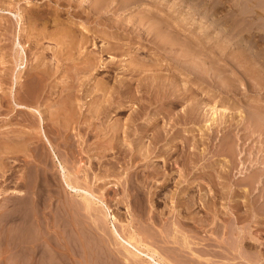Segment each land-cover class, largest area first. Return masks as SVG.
<instances>
[{
    "label": "bare ground",
    "instance_id": "bare-ground-1",
    "mask_svg": "<svg viewBox=\"0 0 264 264\" xmlns=\"http://www.w3.org/2000/svg\"><path fill=\"white\" fill-rule=\"evenodd\" d=\"M0 1L2 2L3 0H0ZM184 1H187L186 3H188L187 7L184 5L188 10L187 12L189 13V14L187 13L188 16L186 15V17L192 18V15H190V14L195 13V14L199 15V17H200L199 20H201V17L202 18L205 17L206 21H208L204 28L199 27L200 33L196 32V34H194L192 37L191 36L190 37H188V36L184 37L183 36V38H182V36H181L182 34L180 31L182 30V27H183V29L184 28L187 29L188 26H183V22L182 23L179 22L178 25H180V27H181V30L179 29L180 30L179 31L178 28H176V26L171 25L172 23L171 24H170V22L168 23V21H165L159 15H154L155 12H153V14L149 13V14H145L144 16L141 15V17L137 21L136 25L133 24L134 28L130 27L131 28V29H129L130 31H128V32L125 31V33H127V35H130L128 37L132 38V36H134V37L137 36L138 40L136 39V41H138L139 43L141 41L140 37L143 39L144 38L146 39V41L144 40L145 43H143V45L140 44L138 47H136V49L135 48L132 49V48H129L128 46H126V44H124L123 42H125L127 39L126 40L123 38L120 39V37H122V36H118L117 34L111 35V37H112L111 41L104 40L107 42H104L103 44H98L95 42V40H93V38H95L94 35H96V34L91 35V34L87 33V31L88 32L93 31V30H91L90 27H87L83 23L82 24L77 23V22L75 23V22H73V20L72 21L69 20L70 19L69 17H68L69 19L65 17L66 20L68 19L69 21L68 20L67 21L62 20L65 18H63V17H62V19L59 18V16H58L59 14L57 15V13L54 15V17L51 16L52 17L51 22L48 21L49 19L47 20L49 23H52L51 24L52 28H50V29H53V31L51 30L49 33V30L47 27L49 25L46 23V21H45L46 19L41 18V17L38 18L39 14L34 13V10H33V13H32V10H30L31 12L29 11V13H27V12L21 13V11L19 10L17 12L18 14L16 13L15 10H14V12H11L10 10H8V13H7L6 9H8V8L0 5V12L1 13H4L5 15L9 14L10 12L13 15H14V13L17 14L16 16L19 18V20H22L20 23L19 29H21L22 32L24 31L22 33L18 30L19 32L17 33V38H16V35H14L16 33V31L11 28L13 30V32L15 31L14 34L12 32L13 36H12V39L10 40L11 42L8 39V41L11 43V45L10 46L8 45V46H9V50L11 48V51H9V52H13L12 56L10 55L9 58H5L6 54H4V53H3L4 55L2 53L0 54L3 56V58H5V59H7V61H9V62H7L9 64V66H7L6 69L4 67V63H3V66L0 67V71H1L0 79L5 80V78H7L8 75H9V77H8L9 80L11 79L9 81L10 84L8 83L9 84L8 86H4L7 84L6 83L2 84L3 82H0V169L3 170L6 163L8 164L6 159H8L10 155H12V157L14 154H16L17 156H20L17 153L21 152V153H23L21 155H23L24 158H26V157H28V159L30 158L28 160L29 163H26L27 165L29 164L28 165L29 166L28 169H30L29 172H26V174H25V171H24V173L19 172L20 174L21 173L22 174L21 175L19 174L17 176L18 181L17 182L15 181L18 186L23 188V189H21V191H22L21 196L18 197L17 199H14L15 201H13V204H15V205H12V207L16 209L15 213L12 214L11 212H9L11 207L6 208L5 207L6 203H3V206L5 207V209L3 211H1V214H0V225L2 224V222L3 223L9 222V221L14 219V221L12 223V225H13L12 227H15L16 229H18V231L21 235L20 236V242H19V248L17 247L18 248V249L16 248L17 251L13 252L12 254L17 255L19 253L21 257L23 256V258H26V262L28 261L27 262L28 264H42V261L45 262V260H46V258H44V254H45L44 253L45 252L44 247L47 246L48 247L47 249L50 252V255H49L50 261L52 260L51 257L52 258L59 257V258H62V262L64 264H69V262H67L68 258L66 260L63 259L67 255H64V254L61 255L59 253L60 252L59 249L61 247L60 244H62V242L66 239V238L64 239V237H63L64 233L62 234V231L63 232L65 231V232H69V236H70V240H71L69 243H70V246L72 247V249H71L73 251L72 255L75 257L74 259H76V262H78L77 264H85L83 259L78 258L81 256L80 254H83L81 249H84L82 237L84 236L86 243H87V247L91 250V251L89 250V252L93 255L96 254L94 252L95 249L94 250H92V249L94 247H96L98 245V243L96 242L97 245L95 243L96 246L94 244H91V243L95 242L94 239L99 241L101 238L99 237L97 232H95V230H100L101 231L100 233L108 230L109 227L105 228L104 220H106V217L109 215V217H111L113 222H112L111 228H109L110 230H108L107 232L110 231V234H111L110 236L113 238L112 241L113 240H115V241H113V242L111 241L113 244L110 245V242L106 241L107 239L109 240V238L107 236H106L107 238L105 236H103L102 238L104 239V237H105L106 240L105 239L104 240L110 246H113L114 243L116 245L120 244L122 246L121 248H118V245L117 246L114 245L117 247V249L114 246H113V248H115L116 251H115V249H113V248L112 249L116 253L118 250V252L123 256V258L126 262H128L129 264H141V261L143 263L146 261V263H148V264H159V262L161 261V264H170V262H168L164 257H162L159 254V252H157L150 244L147 243V241L150 242L149 239H151L152 242L162 241V242L168 244V240H169V242L171 241L170 239L167 240L168 235H169V237H173V240L179 241L178 234H175V233L172 234V232H170V231L167 233H165V231H163L165 233V235H163L162 233L160 234L159 231L156 234H154L155 232L152 231L151 229H148L145 225L144 226L143 225H141V226L137 225L136 226L135 220L117 227L116 224H114V221H119V217H117L119 215H115V213L112 212V207H111L112 205H110V203H112V202H110V201H112V197L114 199L115 195L119 191H121L123 195H122V197L117 198L115 200L116 202L114 201L115 204L122 202V200H124L126 202L128 200V197L132 198L133 191L136 192V191L140 190L139 184L136 183L137 181H139L141 183V188H142V184H144L145 181L148 182V179L149 180L150 179L155 180L158 177H163L165 179H168V175L166 174L167 164H168V160H169L168 158H170L168 156H170V154H171L170 151L174 149L173 148V149L168 151V147L172 144L173 141L177 140L180 137L179 136L180 131L178 130V133H177V129H179L181 127V125L183 128L182 129V139H181L182 140L181 141L182 142V152L184 153V155L182 154L184 156L183 158L188 159V157L185 158V155H189L188 153H190V155H191V157H190L191 160H190L189 166L187 167V163L186 164L184 163V166H185L184 168L185 169H186V167L188 169L198 168L199 171L205 172L206 175L204 174V176H206V178L204 180L207 181L206 183H208L207 184L208 186L210 185V187L208 189H213L212 186L214 184H219L223 188V185L225 184L224 188L226 187L227 190L229 191V189L233 190L234 188H236V185L242 184V188H245V191L248 194V192H250L252 190V188L255 186V182H259V183L262 182L261 185L262 184L264 185V109L260 108L261 105H263L262 100H264V99L261 98V97H263V95L261 94L259 96L260 99L258 98L255 102L252 101L253 104H251L250 106L247 103L248 108H246V106H244L247 109V111L243 110L244 113L242 112L236 116L237 118H234L235 116H232L233 113L231 115H228L230 112L227 110H230V109H226L225 106H224V108H222L221 111L219 110L220 112L217 111V109H215L216 97H215V100H213L211 98L214 102L213 103L211 102V105L206 107L207 109L209 107V109L212 110V111L210 110V113L208 112L207 109H204V108L203 109L205 111H203V110L201 111L202 107L206 105V102L209 100V98L207 97L208 100L206 101L203 98H201L204 95L199 96V94H197L199 92L197 89L198 88L203 89V86L207 87V90H205L204 92H206L208 94L209 93L211 94L214 92H220L222 96L225 93H228L230 91H232L233 94H235V95L240 94V93H245L248 90L250 91V89H252V86H250L251 83L248 80H245L243 82V80H241V79L244 78L245 77L244 74L247 73L248 76L246 75L247 76L246 79H248L250 77L252 80L251 81L252 83L256 84V82H258V86H260V85L262 86V84L264 82L262 83L263 78L260 79V76L262 75L260 68L256 69V70L250 69L251 67L248 68L249 66H247L245 64L247 61H249V60H247L249 58L248 57L246 58V53H245L246 52L245 48H247L248 46H246L243 50L239 51V53L237 55L235 53H234L235 55L232 54L235 56L234 61L231 59H229V60L227 59L226 63L221 64V62H219V60H221L220 59L221 54H219V53H221V52H219V51L224 52L225 50H222V47L218 46V44L215 46V44L218 43L219 40L221 43L222 40H225V39L226 40L235 39L237 42H241V39L243 37H241V35H239L240 31L236 35H233L235 32L233 34H231L232 33L231 31L234 29L233 27L236 28V26H237V24H235L236 21H239V20H236V21L234 20L235 21L234 24L236 26L232 27L233 29L230 30L231 33H229V31L226 32L224 30L225 34L222 33V35L219 36V38L214 39L215 33H212L211 31L213 30V32H216L218 29H216V31H215L214 28H212V30L210 28L212 26L214 27V25H216V23H217V26H219L220 25V24L218 25L219 21L217 19L213 18L211 16L212 14L208 15L207 14L208 9L206 7H203L202 6L203 4H200V2L195 1V3H193L192 0H184ZM5 2H7V0ZM16 2L14 1V4ZM2 4L4 5V1L2 2ZM5 4H7V3H5ZM12 4H11V6H12ZM18 4H19V2H18ZM183 4H184V2H183ZM19 5H18V8H19ZM42 5H40V7H42ZM4 6H6V5H4ZM11 6H9V7H11ZM21 6H20V8H21ZM12 7H14L16 10L18 9L15 7V5ZM32 8H30V9H32ZM181 9H183V8H181ZM4 10H5V12H3ZM185 10H183V11H185ZM48 12L49 11H47V14H48ZM55 12H56V10H55ZM146 13H147V11H146ZM184 13H186V12H184ZM184 13L182 16L185 17ZM156 14H158V13H156ZM195 14H193V15H195ZM1 15H3V14H1ZM5 15L1 16V17L4 18ZM50 15L51 14H49V16ZM184 17H182L181 20L185 19ZM13 18H16V17L14 16ZM6 19H7V17H6ZM232 19H231V21H233ZM1 20L3 21V19H1ZM13 20H12V22H13ZM216 20H217V22H216ZM8 22H10V21L8 20ZM15 22H16V20H15ZM194 22H195V20H194ZM194 22L192 20L190 23H194ZM5 23H7V20L5 21ZM113 23H114V21L112 22V24ZM186 23H189V21L188 20H187V22L185 21L184 24H186ZM230 23L232 24V22H230ZM2 24L0 22V35H2V34L5 35L4 31L7 30V28L9 29V26L7 25L8 23L6 25H4V24L2 25ZM100 24L102 25V22ZM118 24H120V23H118ZM222 24H223V22H222ZM12 25H14V22ZM116 25H117V23L115 24V26ZM127 25H129V24H127ZM6 26H8V27H6ZM71 26H74V28ZM105 26H107V25H105ZM119 26L120 25H118V27ZM126 27H128V26L123 27V29ZM228 27H230V25ZM239 27H240V25H239ZM17 28H18V26H17ZM188 28H190V27H188ZM222 29H223V27H222ZM96 30L97 29H95L94 31H96ZM117 30H119V28ZM45 31H47V32H45ZM99 31L100 30H97V35H98ZM134 31H135V33H134ZM219 31H220V29H219ZM100 32H99V34L101 35ZM221 32H223V30ZM46 33L51 34V35L48 34L49 37L51 36L50 38H53L54 41H56L59 44L58 49H57V44H56L55 45L56 50H54V48H52L53 50H51V51H53L52 56L56 57V58L54 57L56 60H54V59H52V60L56 61L57 63H53L54 61L51 62L52 61L51 59H50V62H49V60H47V61L43 60L44 55H42L41 52H40V54L37 53V55L35 53V51L36 52H39V51H37L38 50L37 46H36L37 43L35 42L36 44H34V42H33L34 39H36V37H39L40 34L43 37ZM8 34H10V32ZM218 34H220V33L218 32ZM41 36H40V38H41ZM109 36H110V34H109ZM123 36H125V34ZM0 38H1V36H0ZM7 38H9V36H7ZM45 40H47V39H45ZM23 41H25L26 43L28 42L27 47L29 48V50L24 47ZM100 41H101V39H100ZM127 41H129V38ZM134 41H132V43H134ZM149 41H150V43H149ZM88 42H90L91 44L96 43L95 44L96 49H93V47L87 49V47L89 46V45L87 46V44H90ZM3 43H5V42H3ZM3 43H0V47L4 46ZM43 44H44V42H43ZM240 44H238V45H240ZM246 45H248V44H246ZM132 46H133V44L131 45V47ZM217 46L219 47V49L221 48V50H219ZM225 46H226V44H225ZM32 47L36 49V50L34 49L35 51L32 50L33 54H35V56H36V59L35 60L33 59V61H32V62H34L33 65H32V62H30L33 68L31 66H29L30 68L25 69L26 60L28 61L27 56L31 55L32 52L30 51V48H32ZM41 47H42V45H41ZM52 47H53V45H52ZM82 47H84V48L86 47V48L83 50V49H81ZM210 47H211V49H209ZM229 47H231V44ZM3 48L5 49V47H2V49ZM12 48H14L13 51H12ZM45 48H47V47H45ZM150 48H152L151 51H152L153 56H151V57L149 56V55H151V53L149 55H146V56H140L141 52L150 51L149 50ZM26 50H28V52L30 54L27 55ZM82 50H83L84 54L87 53V56H85L87 59V62H86V59H85V61L83 60L84 62H86L85 64H84V62L81 61L80 62L81 65L83 63L82 66H79L80 64L78 65V63L75 62L76 64H74V65H77L80 67V68H76L77 66H75L74 67V68H76L75 70L71 69V68H70L71 70L69 68H66L67 65L70 66L69 65L70 59L71 60H72V58L77 59L78 56H80V59H81V56L84 55L83 53H82L83 55H80ZM249 50L252 53L251 55H253L254 54L252 51L253 49L249 48ZM2 51H5V50H1L0 52H2ZM6 51H7V49H6ZM247 51H248V49H247ZM103 52L112 53L113 55L110 56V58L112 60L110 59V60L104 61L102 59ZM227 53H229V51ZM248 53H249V51H248ZM255 53H258V52H255ZM43 54H45V52ZM114 55H118V56L116 57ZM32 56H30L29 60L32 59L31 58ZM35 56H34V58H35ZM52 56L50 55V57H52ZM248 56H250V54ZM114 57H116V58H114ZM255 57H258V56L255 55ZM260 57H262V56L260 55ZM3 58H0V59H3ZM48 58L49 57L47 55V59ZM253 58H254V56H253ZM126 59H129V60L125 61ZM257 60H255V61H257ZM4 61H2V62H4ZM41 62H43V64ZM257 62H255V63H257ZM260 62L262 63L263 61H260ZM5 63H6V61H5ZM40 63L42 65L38 67L37 65ZM100 63L101 64L104 63V65L99 66ZM71 65H73V64H71ZM34 67H36V68H34ZM100 67H102V68L106 67V71L113 72V75L115 73H117V74H115L117 76L116 77L112 76L111 74H108L106 72V74H108V75H106V78H104V79H107V80L101 81L98 78L99 81H97V78H96L97 82H96V84L94 83L95 86L93 85V82H92L93 80H90L92 82L91 87L93 86V88L94 89L96 88L97 90L100 89L99 90L100 92H103V90H107V92H105V94H102L103 99L100 100L99 104L95 105V103H97L96 100L101 98L100 96L98 97V99H95V101H96V102L94 101L95 106L91 103L93 106L90 104L89 108L85 107V108H87V111H88V114H87V115H89L88 118L90 116H91V119L93 117H98V116L101 117V114L106 109L108 110V107L111 108L110 106H113V101L117 100L116 97H118V99L120 100V101L117 100V102L119 101L117 103V107H118V109H120L119 112H123L124 107H126V104H125L126 99H129L130 103L136 104L135 105L136 107L134 106L135 108H133L134 111L133 112L130 111L132 113H130V115L128 114L129 116L127 115L128 118H127V116H126V118H124L126 120L125 123L120 120L121 123L125 124V127H122L120 125L117 126L115 124V120L111 119L113 121L107 120L106 122L108 123V121H109L110 123L112 122L114 124L111 123L112 125L108 124V125L103 126L102 125L103 123H101L100 127L98 125L99 133L97 132L95 134L96 138H97V136H98V138H102V137L104 138V136H107L108 140H109V141L108 140L107 141H108V143H110L111 147L108 144L107 145L111 149H112V147H115V153H112V154H114L115 157L120 155L121 157L120 156H119V158L117 157L118 159H120V158L126 159L125 160V163H126L125 166L123 163H121V165H123L126 169V174L124 177L122 176L123 178L121 180L119 179L120 180V184H119L120 186L118 185L119 180H117V182L115 180L114 184H109V185H111V187H109V185L103 186L105 184L102 185L100 182H103V181H101V179H104L103 177H105V174L107 173V171L106 172L103 171L105 169L99 168L100 173H101V171H103L104 173L103 172L102 173L104 175L102 173L101 174L95 173L94 174V180H93V178L91 176V173H93L91 171L92 168H91V170H89L87 167V170H88L87 172L91 171V172H89L90 175H88L87 172H86V174L84 173L82 175V174H78L79 170L77 168L73 169L72 171H69V169L68 170L66 169V167H68L70 165V162H69V165L64 166V164H62L63 162L61 163L58 160V162H59L58 165L60 166V169H61V171H58V172H62V177L64 178L63 181L65 182V189L66 190H64V191H71L72 195H75L77 198L70 197V198H72V201L71 200L68 201V205L67 204H65V206L61 205L62 207L59 210H56L57 208L55 207V208H53V210L48 211L47 207L48 206L51 207L52 205H49V200H48L49 195H48V193H45V190H49L50 188H48V187H51L50 185L54 184L53 178L55 175L54 176L52 175L53 178L52 177L50 178L49 177L50 174L44 175V171H45V169L50 170V168L53 167V166L50 167V165H53V163L50 164V155L57 157L56 152H58L59 150L55 152V150H54L55 146L54 145H55V143H58V140L54 139V140H56L55 143L52 142V140H51L52 136H51V138H49L50 136L47 135L48 133L51 134V131L48 130V132H47L43 127V123L48 124L51 129L57 128V130H59L58 131L59 136L56 135V133L54 132L56 137L58 136V138L61 137V138L66 139L65 142L60 141L58 143V145L60 143L65 144L66 142L73 144L74 140L78 141L79 138H77L78 136H76V135H78L81 131H79V133L77 132L78 134L74 131H73V133L71 132L72 134L76 133V135L75 134L74 135L76 136L75 138H77V139L74 138L73 141L72 140L67 141V139H69L71 137V135H72L71 133H68V134H71L70 136L65 134L66 131L69 130L67 128L69 120L71 118H73V121H74V113H72L74 111L73 104L77 98L80 99V97H81V95L79 96L76 92H73V89H74V91L80 90V88H79L80 85H78V87L76 88L75 87V86H77L76 84L83 85L86 82V80L84 81L83 79H81V77L83 78V76L87 74V76L91 75L94 78V75H96V74H93V73L95 71L97 72L99 70L98 68H100ZM62 69L66 71L65 74H64V71ZM21 70L23 71L22 75L20 74ZM61 70L63 71L64 78L67 77V78H70L71 80L68 79V81H67L68 83L64 84V86L61 89H59L58 86L56 85V82L54 83V81H56V80H54V78H53V80H54L53 82H50V80H51V77L57 76V72H59ZM92 70H94V71H92ZM114 70H115V72H114ZM62 71L60 74H62ZM4 74H5V78H4ZM103 74H105V73H103ZM81 75H83V76H81ZM182 75H184V77L186 76L189 78H193L195 80V82L193 80L192 83H189V81H191V79L186 81L187 80V78H186V80H183L184 82L182 83ZM243 75H244V77H242ZM111 76L114 77V79H111ZM231 76H234L235 80H236V77H239V79L237 78L238 83L237 82L235 83L234 82L235 80L232 81L233 77L231 78ZM12 77L14 79V84H13ZM261 77H263V76H261ZM90 78H88V79H90ZM255 79H258V80L256 81ZM4 80H2V81H4ZM64 80L66 81V79H64ZM69 80L72 82L70 83ZM239 80H241L242 83H240ZM253 80H255L256 82H254ZM110 81H111V86H110V84H109V86L111 88L110 87L108 88V85L106 83L107 82L110 83ZM263 81H264V79H263ZM63 83H65V82L63 81L62 84ZM83 86H85V85H83ZM258 86H255V87L258 88ZM89 87H90V84H89ZM249 87H251V88H249ZM93 88H92V90H93ZM257 88H254V89L257 90ZM201 91H200V93H201ZM83 92L86 95H88V94L91 95V92H96V91H94V90L91 91V89L85 88V90H83ZM204 92H203V94H206ZM106 93H108V94H106ZM249 93H251V91ZM233 94H231V95H233ZM99 95H101V94H99ZM214 95L216 96V93ZM217 95H219V94L217 93ZM256 95L258 96V94H256ZM56 96H57V99L54 98ZM235 97H233V98H235ZM91 98L92 97H90V99ZM217 98H220V95ZM54 99H56V100H54ZM242 100L244 101V99H242ZM222 101H223V99H222ZM224 101H225V98H224ZM228 101H230V100H228ZM127 102H128V100H127ZM218 102H220V101H218ZM260 102H262V103H260ZM78 103L80 104V102H78ZM78 103L76 105H78ZM180 103H182L181 105H183V106H181L182 111L180 110L179 112H177V111L174 112V109H173L174 113L171 114L172 108H174V106H176ZM159 104L163 106V107H161V106L160 107H161V110L164 109L165 112L163 111V113H162V112H160L161 110L157 112L154 109V107L156 105H159ZM201 104H203V105L201 106ZM224 104H227V103L225 102ZM242 104H244V103H242ZM76 105L74 104V106H76ZM233 105L235 106V104H233ZM233 105L231 103L230 107L231 106L233 107ZM238 105H237V107H239ZM227 107L230 108L228 104H227ZM13 108H16V111L21 110L23 112V114H26L23 116L22 112L20 111L22 119L24 121H26L28 124H30V125H28L26 123L27 127L29 126L28 127L29 129L26 127V125H25L26 128L22 127L25 124L24 122H23L24 124H22L20 122L21 123L20 125H17V126L15 125L16 127L12 126V123H11V126L13 129L12 128L9 129L7 124L6 125L4 124L3 119H9V117H10L9 115H11L9 113L13 110ZM81 108H83V107L81 106ZM81 108L79 109V111H81ZM72 109H73V111H72ZM133 109H131V110H133ZM152 109H154L153 112H152ZM225 109L229 113H227V112L225 113ZM77 110L78 109L76 108L75 111H77ZM82 110L84 111V109H82ZM2 112L7 113L8 116H2L1 115ZM107 112H109V111H107ZM217 112H219V113H217ZM14 113L16 114V112H14ZM20 113H18V114H20ZM83 113H85V112H83ZM158 113H161L162 115H159ZM214 113H217L218 115H215ZM36 114L39 115L40 120L37 119L38 116H36ZM158 115L161 116V120L163 118V120L167 121L169 125L168 126L165 125L164 124V123H166L165 121H164V123H163V121H160L162 124V125H160L159 124L160 122L157 120V119H159V117L157 118ZM234 115H235V113H234ZM12 116L14 118V115H12ZM80 116H81V114H80ZM80 116H78V119H80L79 118ZM82 116H81V118H82ZM108 117H105V118L108 119ZM17 118L20 119L19 117H17ZM105 118L102 119V117H101L102 122H103V120L105 121ZM10 119H11V117H10ZM121 119H123V118H121ZM140 119H141V122H143V124H141V125L139 124ZM168 119H171V120L168 121ZM16 120L14 119V121H16ZM81 120H79L78 122L80 123ZM84 120L85 119H83V121ZM11 121H12V119H11ZM19 121L17 123H19ZM73 121H70L69 125ZM89 121H90V119H89ZM157 121L159 123H157ZM41 122H42V125H41ZM94 122H96V121H92L91 123H94ZM100 122H101V120L98 123H100ZM117 122H118V120H117ZM75 123H77V122L75 121ZM83 123H81L82 125L81 124L80 125L84 126ZM91 123L88 122V124H91ZM96 123H94V125ZM86 124L87 123H85V125ZM31 125H35V126L31 127ZM94 125H92V126H94ZM185 125H187V127ZM71 126L72 125H70V127ZM96 126L97 125H95V127ZM106 126H108V127H106ZM188 126H190V127L188 128ZM46 127L48 128L47 125H46ZM74 127H75V125H74ZM78 128L83 129L81 127H78ZM92 128H94V127H92ZM76 129L77 128H75V131H76ZM194 129L199 130L200 132H199V136L197 135L198 137H196V135H194L195 138H192L191 132ZM29 130H31L32 132ZM71 130H72V128H71ZM88 130L89 129H87V131ZM170 130L176 131V133H174V132L172 133V131H170ZM77 131H78V129H77ZM87 131H86V133H88ZM92 131H94V129ZM25 132H28V133H25ZM83 132H85V131L83 130ZM83 132H81V133H83ZM188 133L191 134L190 137L192 139H187V138H189V136H187ZM221 133L224 134L223 136L226 135V137L229 138V140L228 139L226 140L225 137H221L220 136ZM41 134H42V136H44L46 138L47 143L43 140V137L41 136ZM84 135H81V137L83 136V138L86 140V136L88 134L85 137H84ZM90 135H88V136H90ZM92 136H93L92 138L95 139V136L93 135V133H92ZM185 136H187V138ZM107 137H105V138L107 139ZM98 138H97V140H98ZM230 139H231V142H230ZM79 140H81V139H79ZM85 140H83V141L85 142ZM188 140H192V141L189 142ZM219 140H220V142H219ZM98 141H96V142H98ZM225 141L227 142V145L224 143ZM236 141H240V142H238L239 147H237L235 145ZM62 142H64V143H62ZM84 142H82L81 144L83 145ZM96 142H94L95 144L94 143L93 144L97 145L98 143L96 144ZM218 142L220 145H222V147L224 145L227 147L222 148V150L219 151V148L216 145V143H218ZM228 142H229V144H228ZM78 143H80V142L78 141ZM78 143H76V144H78ZM100 143H101V139H100ZM105 143H107V142H105ZM175 143H177V142H175ZM190 143L192 144V148L188 147V145L190 146ZM241 143L243 145H241ZM246 143H249V144L251 143V145L246 147L248 145ZM71 144H70V147H72ZM81 144H79V145H81ZM102 144H104V143L102 142ZM127 144H128V146H127ZM199 144L201 145V147L198 146ZM85 145H87V144H85ZM107 145H105V146H107ZM177 145L178 144H176V146ZM59 146H61V145H59ZM67 146H69V145H67ZM73 146H74V144H73ZM242 146H244V147H242ZM66 147H64V148L67 149L68 147L67 148ZM83 147L79 148L78 153L87 154L89 152V151H87L88 148L86 150L85 149L86 146L83 145ZM171 147L172 146H170V148ZM197 147L199 148V150L197 149ZM64 148L62 146V149H64ZM90 148H92V147H90ZM98 148H99V146H98ZM195 148L198 150V152ZM246 148H249V149H246ZM68 149H67L66 153L68 152ZM100 149H98V150H100ZM175 149H177V148L175 147ZM193 149L196 151L194 152ZM101 150L104 151L103 148ZM105 150H107V148ZM113 150H114V148H113ZM73 151L72 152L69 151V153L70 152L72 153V154L71 153L69 154V155H71L70 157H72V156L75 157V154H73L74 153ZM156 151L158 152V155H160V154L164 155V156H162L163 157L162 158L163 159L162 164H160V165L154 164V163L147 164L148 166L146 165L145 168H143L142 170L140 169L141 171H139V169L136 167L137 164L139 163L138 160H141V159L147 160V158L150 159L149 156H152L151 155L152 153L156 154ZM63 152L61 151L62 154H63ZM104 152L106 153V151H104ZM104 152H103V154H104ZM171 152H173V151H171ZM16 155H14V156H16ZM63 155H66V154L64 153ZM90 155H91V153H90ZM217 155L218 156L221 155V157L217 158L216 157ZM66 156H68V154ZM63 157H64V160H65V158H67L65 156H63ZM79 157H80V155H79ZM93 157H94V154H93ZM61 158H62V156L60 157V160L62 161L63 158L62 159ZM108 158H106V159H108ZM9 159H11V156ZM17 159H19V158L17 157ZM68 159H67V161H69ZM75 159H77V158H75ZM75 159H73V160H75ZM88 159H91V158H88ZM88 159H86V156H85V159L83 158V160H88ZM14 160H16V159H14ZM20 160H22V159L20 158ZM198 160H201V162H198ZM77 161H78V159H77ZM88 161H90V160H88ZM93 161H95V160H93ZM102 161H103V159H102ZM107 161H109V160H107ZM112 161H113V159H112ZM51 162H53V161H51ZM66 162H64V163H66ZM96 162H99V161H95L94 163H96ZM123 162H124V160H123ZM175 162H176V160H175ZM177 162H178V160H177ZM187 162H189V161H187ZM196 162H198V163H196ZM72 163H71V165H72ZM81 163L82 162H79L80 166H81ZM89 163H91V162H89ZM115 163L116 162H114L110 166L106 167V170H108V172H109V170H111L112 173L111 172L110 173L116 175L118 173V170H116L117 168L115 169V167L113 165ZM147 163H148V160H147ZM23 164L25 165V163H23ZM83 164H85V163H83ZM108 164H110V163H108ZM73 165H74V163H73ZM91 165L92 164H90V166ZM100 165H99V167H100ZM105 165H107V164H105ZM182 165H183V163H182ZM238 165H239V167H238ZM18 166H20V165H18ZM85 166H86V164H85ZM216 166H220V168H215ZM69 167H72V166H69ZM94 167L95 166H93V169H95ZM103 167H105V166L103 165ZM124 167H123V169H124ZM40 168H42V169H40ZM248 168L249 169L251 168L252 170L254 169V171H250L251 174L249 172L250 175L247 178V180L244 179L245 177L244 178L242 177L244 174L241 175V177L244 179V181L243 180L241 181V179L238 182H236L235 180L234 181L231 180V177H232V175H234V171H235V170L233 171V169H237L240 173H242L243 170L244 171L248 170ZM82 171H84V169H82V170L80 169V172H82ZM93 171H95V170H93ZM185 171H184V174L181 173L180 177L176 180V183L174 186L175 187L174 192L171 193L173 196L175 195V197H177V200L176 199L175 200L178 203L177 205H180V206L182 205V200H184L183 198H181L180 195L182 194V192H184L192 184L190 182L191 180L190 181L188 180L189 182L186 181V184L183 183L186 186L182 187L181 182H183L182 178L185 176ZM238 171H236V173ZM1 172L2 171H0V173ZM4 173H5V171H4ZM55 174H57V172ZM41 175L45 177V178L43 177L42 180H41V177H42ZM106 175H108V174H106ZM36 176H37V178H36ZM200 176L202 178H204L202 175H200ZM245 176H246V172H245ZM57 177H58V175H57ZM14 179H15V176H14ZM186 180H187V178H186ZM7 181H9V180H7ZM59 181H60V178H59ZM230 182L234 186H232V184ZM55 183H57V182L55 181ZM115 183L117 185H115ZM17 185H16V187H17ZM54 185H56V184H54ZM221 186H220V188H221ZM263 187L264 186H262V187L260 186V187L256 188V186H255V188L257 189V194H258L255 199L257 201L259 198H262L263 203H264V188ZM51 188L53 189V187H51ZM196 188H197V186H196ZM198 188L200 191V192L199 191L198 192L201 194L202 190H204V188L202 187V185H200ZM239 188H241V187H239ZM95 189L97 190V192L95 191ZM53 191H54V189H53ZM206 191L207 190H205V192ZM209 191H211V190H209ZM49 192H50V190H49ZM192 192H189V193H192ZM215 192H216V190H215ZM224 192H226V190ZM107 193L110 194V196L112 194V197L109 198ZM185 193H184V195H185ZM231 193H233V192H231ZM236 193L238 194V192H236ZM42 194L45 195V197L41 196ZM186 194H187L186 196L189 195L188 193H186ZM206 194L208 195V193H206ZM206 194L203 193V194H201V196H205ZM226 195H228V194L226 193ZM50 196H52V195H50ZM191 196H188V197L190 198ZM185 198H186V200L184 202L187 201V197H185ZM189 198H188V200H189ZM214 199H213V197H211L209 199H206V201L204 200V202L202 201V203L205 205L206 209L207 208L209 209V213L211 212L213 219H214V216L217 217L218 213L221 211V210H218L217 207H216L217 209L215 208L216 203H215ZM255 199L253 201H251L253 206L255 205L254 203L256 202ZM192 200H193V196H192ZM190 201H191V199H190ZM237 201H239V200H237ZM129 202L130 203L132 202L131 199L129 200ZM192 202L193 201H191V202L188 201V203H192ZM50 203H52V202H50ZM245 203H246V201H245ZM126 204H127V202H126ZM248 204L250 205V203H248ZM0 206H2V204ZM7 206H8V204H7ZM186 206H187V203H186ZM238 206H240V203ZM258 207L256 206L257 209H258ZM68 210H70V212ZM109 210H110V212H109ZM72 212H73V214H72ZM255 214H257V215H255V217L257 218L256 220L259 221V220L263 219L264 208H262V210L261 209L256 210ZM73 215H75V216L73 217ZM132 215H133V213H132ZM253 216H254V214H253ZM68 217H70L69 220L71 218H73L74 221H71L72 219L70 221H67L66 219ZM153 218H154V215H153ZM254 220H255V218H254ZM227 221H229V220L227 219ZM209 222H208V224H209ZM262 222H264V221H262ZM226 224L227 223H225V224L223 223L222 225L226 226ZM232 225L230 226V229H231ZM249 225H250V223H249ZM212 226H214V225H212ZM247 226H248V224H247ZM219 227L220 226L217 227L218 230L220 229ZM214 228H216V227H214ZM105 229H107V230H105ZM227 229L229 230V227ZM248 229L245 231V234L240 233L239 231H236L237 232L236 235H238L237 245H236V247L232 248L233 251H235V252L226 250L227 243H225L226 248H223V249H225L224 250L225 252L222 251V247H224V246H222L223 244L222 245L218 244V246L219 245H220V247L222 246L220 251L217 249H216L217 251L216 250L214 251L215 248L212 249L213 247L209 248L208 250L209 251H210V249H211V251L213 250L212 253L216 257L217 256H223V257H229V259L231 257H233V258L234 257H242L245 259L247 258L248 260L254 262L255 264H264V261H263L264 250H261V248L256 250V247L258 245L251 242L253 239L251 241L247 240L246 238H245L246 240L244 239L245 236L248 237V235H247ZM7 230H9V229H7ZM241 230H242V228H241ZM244 230H245V227H244ZM31 231L36 232V236L34 239H33V236H30ZM215 231H214V233H216V235H217V232H215ZM227 232L224 234L223 238H225V236H227V235H228V237H230L231 233L229 234ZM229 232H231V231H229ZM249 233H250V231H249ZM65 234H64V236H66ZM96 234L98 235V237ZM100 235H102V234H100ZM220 235H217V236H220ZM62 237L64 240H62ZM222 239H220V240H222ZM183 240H184V237H183ZM223 240H225V239H223ZM90 241H91V243H90ZM226 241L227 240H225V242ZM229 241H228V245H230ZM231 241H233V240H231ZM174 242H172V243H174ZM187 242H189V241H187ZM217 242L220 243V241H217ZM182 243H184V242H182ZM209 243H213V242H209ZM155 244H157V243H155ZM109 245H107V246H109ZM180 245L185 246L187 244H180ZM180 245H179V247H180ZM207 245H209V244H207ZM110 246L108 248H110ZM184 246H182V247L184 248ZM253 246H255V247H253ZM165 247H166V245H165ZM174 247H172V249H169L167 247V248H164L162 251L165 250V253L168 254L167 249H169V251H170L169 254L173 253L172 254L173 256H175V257L179 256L178 258L180 260L181 259L180 258V253H181L180 249L181 248H178V246H176L177 248L176 247L174 248ZM186 247H188V246H186ZM252 248H254V249H252ZM43 249H44V251H43ZM160 249H159V251H160ZM191 249H193V248H191ZM198 249H200V248H198ZM198 249H197V251H198ZM202 250L206 254L209 252L207 249L205 250V248H203ZM21 251L23 252V254L20 253ZM199 251H201V250H199ZM206 251H208V252H206ZM201 252H200V254H201ZM213 254L209 253V255H213ZM194 256H190L189 258L186 257V258H184V259L182 258V259L183 260L189 259V260H187L188 262L184 261L185 264H188V263H190L189 262L190 258L192 259V257H194ZM34 257H35V259H34ZM182 257H184V256H182ZM173 258L174 257H172L171 259H173ZM207 258L209 259L210 257H207ZM142 259H144V261ZM225 259L227 260L228 258H225ZM196 260H198V261H196ZM199 260H200V258L199 259L194 258L193 263H191V264H207V260L205 259V257H204V260H206L205 261L206 263H203L204 261L200 263ZM209 260H211V258ZM177 262H175V263H177ZM173 263H171V264H173ZM102 264H104V263H102ZM177 264H179V262ZM209 264H211V262H209ZM225 264H227V263H225ZM240 264H243V263H240Z\"/></svg>",
    "mask_w": 264,
    "mask_h": 264
},
{
    "label": "rangeland",
    "instance_id": "rangeland-1",
    "mask_svg": "<svg viewBox=\"0 0 264 264\" xmlns=\"http://www.w3.org/2000/svg\"><path fill=\"white\" fill-rule=\"evenodd\" d=\"M4 1V5H6V6H4L3 4H2V2ZM1 3H0V5L1 6H3V7H7L8 9H6L7 11V13H8V10H10L11 12H14V10L16 11V13L20 10L21 11V13H24V12H27V13H29V11L30 10H32V13H33V10H34V13H38L39 15H38V18H45L44 20L46 21V23L49 25V26H47L48 27V30H49V33H50V31L52 30L53 31V29H50V28H52V26H51V24L52 23H49L48 21H50L51 22V19H52V17H54V15L57 13V15L59 16V18H61L62 19V17L63 18H68L69 20H73V22H77V23H83L84 25H86L87 27H90L91 28V30H95V29H97V30H100L99 32L101 33V35L99 34V32H98V35H97V30L96 31H92V32H88L87 31V33L88 34H91V35H94V34H96V35H94L95 36V38H93V40H95V42L96 43H98V44H103L104 42H107V41H104V40H109V41H111V35L112 34H117L118 36H122V37H120V39H127L128 40V38H129V41H125V42H123L124 44H126V46H128L129 48H135L136 49V47H138L140 44H142L143 45V43H145V41H146V39L144 38H141L140 37V39H141V41H140V43L138 42V41H136V39L138 40V37L136 38V37H134V36H132V38L131 37H128V36H130V35H127V33H125V31L126 32H128V31H130L129 29H131V28H134V25H136V23H137V21L139 20V18L141 17V15H145V14H153V12H155L154 13V15H159V16H161L165 21H168V23L170 22V24L171 25H173V26H176V28H178V30L180 29L181 30V27H180V25H178V23L179 22H183V26H188V27H190V28H188L187 27V29L186 28H184L183 29V27H182V30L180 31L181 32V36H182V38H183V36L184 37H192L194 34H196V32L197 33H200V29H199V27H201V28H204L205 27V25L207 24V22L208 21H206V18L205 17H201V20H199V15H197V14H195V13H191L190 15H192V18L190 17V18H188V17H186V15L188 16V10H187V5H188V3H186L187 1H184V0H7V2H5L6 0H3ZM14 1L16 2L15 4H14ZM56 1V2H55ZM193 1V3H195V1H198V2H200V4H203L202 6L203 7H206L207 9H208V11H207V14L208 15H211L213 18H215V19H217L219 22H218V25L220 26H217V23H216V25H214V27L212 26L210 29L212 30V28H214V30L216 31V29H218L216 32H213V30L211 31L212 33H215L214 34V39H216V38H219V36H221L222 35V33L223 34H225V31L226 32H228L229 31V33H231V34H233L234 32V34L233 35H236L239 31V35H241V37H243L242 39H241V42H237L235 39H230V40H222V42L220 43V40L218 41V43H216L215 44V46L218 44V46H220V47H222V50H225L224 52L223 51H219V52H221V53H219V54H221V60H219V62H221V64L222 63H226V60L228 59H231V60H233L234 61V58H235V54L237 55L238 53H239V51H241V50H243L246 46H248L247 48H245L246 49V58L248 57L249 59H247V60H249V61H247L245 64L247 65V66H249L248 68H250V69H259L260 68V71H261V76H263V77H261L260 76V79H264V0H192ZM211 1V2H210ZM12 4V6H14L15 5V7L16 8H18V5H19V8L16 10L14 7H12L11 6V4ZM18 2H19V4H18ZM72 2V3H71ZM183 2H184V4H183ZM5 3H7V4H5ZM32 3V4H31ZM59 3V4H58ZM9 4V5H8ZM27 4V5H26ZM43 4V5H42ZM67 4V5H66ZM211 4V5H210ZM8 5V6H7ZM17 5V6H16ZM23 7H22V6ZM30 5V6H29ZM40 5H42V7H40ZM46 5V6H45ZM184 7H183V6ZM9 6H11V7H9ZM20 6H21V8H20ZM34 6V7H33ZM37 6V7H36ZM39 6V7H38ZM44 6V7H43ZM68 6V7H67ZM212 6V7H211ZM215 6V7H214ZM25 7V8H24ZM29 9H28V8ZM33 7V8H32ZM36 7V8H35ZM169 7V8H168ZM30 8H32V9H30ZM43 8V9H42ZM57 8V9H56ZM75 8V9H74ZM181 8H183V9H181ZM13 9V10H12ZM22 9V10H21ZM25 9V10H24ZM186 9V10H185ZM27 10V11H26ZM38 10V11H37ZM55 10H56V12H55ZM149 10V11H148ZM183 10H185V11H183ZM47 11H49L48 12V14H47ZM75 11V12H74ZM146 11H147V13H146ZM3 12H5V10L3 11ZM9 13V14H4V13H1V14H3V15H1V16H4L5 15V17L3 18V17H1L0 16V22H1V24L3 23L4 25H6L7 23V25L9 26V29L7 28V30H5L4 32H5V35L4 34H2V35H0L1 36V38H0V43H3V42H5V43H3L4 44V46H2V47H5V49L3 48L2 49V47H0V49L1 50H5V51H2V52H0V54L2 53H4V54H6V56H5V58H9L10 57V55L12 56V53L13 52H9V51H11V48H10V50H9V46L11 45V39H12V32H13V30H15L16 31V33H15V31L13 32V34L14 35H16V38H17V33L20 31V32H22L21 31V29H19V27H20V23H21V21L22 20H19V18L16 16L17 14L16 13H14V15L12 14V13ZM31 12V11H30ZM46 12V13H45ZM61 12V13H60ZM63 12V13H62ZM143 12V13H142ZM152 12V13H151ZM184 12H186V13H184ZM156 13H158V14H156ZM183 13H184V15H185V17L184 16H182L183 15ZM188 13V14H187ZM49 14H51L50 16H49ZM177 14V15H176ZM193 14H195V15H193ZM9 15V16H8ZM13 18L14 16L16 17V18H11V17ZM52 16V17H51ZM166 16V17H165ZM6 17H7V19H6ZM10 19H9V18ZM48 17V18H47ZM182 17H184L185 19H182L181 20V18ZM194 17V18H193ZM66 18L65 19H62V20H65V21H67L66 20ZM168 18V19H167ZM177 18V19H176ZM179 18V19H178ZM233 18V19H232ZM1 19H3V21L1 20ZM5 19V20H4ZM13 20V22H14V25H12L13 24V22H12V20ZM49 19V20H48ZM231 19L233 20V21H231ZM241 19V20H240ZM7 20V23H5V21ZM8 20L10 21V22H8ZM15 20H16V22H15ZM48 20V21H47ZM68 20V21H69ZM116 20V21H115ZM135 20V21H134ZM173 20V21H172ZM179 20V21H178ZM181 20V21H180ZM187 20L189 21V23H186V24H184L185 23V21L187 22ZM193 20V22H194V20H195V22L194 23H190L191 21ZM217 20H216V22H217ZM236 20H239V21H236V23H235V21ZM19 21V22H18ZM114 21V23L112 24V22ZM134 21V22H133ZM198 21V22H197ZM12 22V23H11ZM102 22V25L100 24ZM111 22V23H110ZM201 22V23H200ZM222 22H223V24H222ZM230 22H232V24L230 23ZM239 24H238V23ZM242 22V23H241ZM99 23V24H98ZM117 23V25L115 26V24ZM118 23H120V24H118ZM237 24V26L235 25V24ZM2 24V25H3ZM107 25V26H105V25ZM127 24H129V25H127ZM134 24V25H133ZM104 25V26H103ZM118 25H120L119 27H118ZM124 25V26H123ZM230 25V27H228ZM239 25H240V27H239ZM8 26H6V27H8ZM17 26H18V28H17ZM51 26V27H50ZM111 26V27H110ZM114 28H113V27ZM125 26H128V27H126V28H124L123 29V27H125ZM133 26V27H132ZM216 26V27H215ZM226 26V27H225ZM233 26H236V28L235 27H233ZM71 27H73L74 28V26H71ZM95 27V28H94ZM119 28V30H117L118 28ZM121 27V28H120ZM131 27V28H130ZM222 27H223V29H222ZM234 29H233V28ZM239 27V28H238ZM13 30H12V29ZM112 28V29H111ZM230 28V29H229ZM243 28V29H242ZM117 31H116V30ZM198 29V30H197ZM219 29H220V31H219ZM227 29V30H226ZM231 29H233L231 32H230V30ZM236 29V30H235ZM19 30V31H18ZM121 30V31H120ZM223 30V32H221ZM225 30V31H224ZM110 31V32H109ZM114 31V32H113ZM190 31V32H189ZM10 32V34H8V33ZM24 32V31H23ZM22 32V33H23ZM45 32H47V31H45ZM96 32V33H95ZM218 32L220 33V34H218ZM49 33H46L43 37L41 36V34L39 35V37H36V39H34V44H36L37 43V51H39V52H36L35 50V48H30V51L32 52L31 53V55H29V56H27L28 58V61L26 60V65H25V69H27V68H30L29 66H31L32 67V65L34 64V62H32L33 61V59L35 60L36 59V56H35V54H33V51H35V53H36V55H37V53H39L40 54V52H41V54L42 55H44V59L43 60H45V61H47V60H49V62H50V59L52 60V59H54V60H56L55 58V56H52V52L53 51H51V50H53L52 48H54V50H56L55 48H56V44H57V49H58V43L56 42V41H54V39L53 38H50L49 37V35H51V34H49ZM105 33V34H104ZM122 33V34H121ZM134 33H135V31H134ZM246 33V34H245ZM49 34V35H48ZM109 34H110V36H109ZM125 34V36H123ZM190 34V35H189ZM218 36H217V35ZM48 35V36H47ZM7 36H9V38H7ZM40 36H41V38H40ZM48 37V38H47ZM106 37V38H105ZM50 38V39H49ZM8 39H9V41H8ZM14 39V38H13ZM45 39H47V40H45ZM52 39V40H51ZM100 39H101V41H100ZM143 39V40H142ZM3 40V41H2ZM36 40V41H35ZM44 40V41H43ZM135 40V41H134ZM145 40V41H144ZM234 40V41H233ZM248 40V41H247ZM2 41V42H1ZM124 41V40H123ZM132 41H134V43H132ZM230 41V42H229ZM243 41V42H242ZM246 41V42H245ZM10 44H9V43ZM24 43H23V45H24V47L26 48V49H28L29 50V48L27 47V43L25 42V41H23ZM36 42V43H35ZM43 42H44V44H43ZM54 42V43H53ZM56 42V43H55ZM235 44H234V43ZM245 42V43H244ZM249 42V43H248ZM42 43V44H41ZM88 43H90V42H88ZM95 43V44H96ZM149 43H150V41H149ZM241 43V44H240ZM251 43V44H250ZM91 44V43H90ZM90 44H87V49L88 48H91V47H93V49H96V46H95V44L94 43H92L91 45ZM133 44V46L131 47V45ZM137 44V45H136ZM221 44V45H220ZM225 44H226V46H225ZM230 44H231V47H229L230 46ZM238 44H240V45H238ZM246 44H248V45H246ZM9 45V46H8ZM41 45H42V47H41ZM51 45V46H50ZM52 45H53V47H52ZM135 45V46H134ZM235 45V46H234ZM40 46V47H39ZM217 46V47H218ZM237 46V47H236ZM45 47H47V48H45ZM85 47V48H86ZM43 48V49H42ZM84 47H82L81 49H85ZM227 48V49H226ZM249 48H251V49H253L252 51H253V53L256 55V56H258V57H255V55L253 54V55H251L252 53L250 52V50H249ZM6 49H7V51H6ZM35 49V50H34ZM47 49V50H46ZM49 49V50H48ZM151 49L152 48H150L149 50L150 51H147V52H141L140 53V56H146V55H149L150 53H151V55H149L150 57L151 56H153L152 55V51H151ZM209 49H211V47L209 48ZM218 49H219V47H218ZM247 49H248V51H249V53H248V51H247ZM255 49V50H254ZM0 50V51H1ZM14 50V48H12V51ZM28 50H26L27 51V55L28 54H30L29 52H28ZM33 50V51H32ZM83 50H82V52L80 53V55H83L84 53H83ZM144 50V49H143ZM219 50H221V48L219 49ZM229 51V53H227ZM260 51V52H259ZM45 52V54H43ZM51 52V53H50ZM255 52H258V53H255ZM50 53V54H49ZM83 53V54H82ZM226 53V54H225ZM235 53V54H234ZM3 54V55H4ZM232 54H234V55H232ZM250 54V56H248ZM262 56V57H260V55ZM33 55V56H32ZM47 55H48V59H47ZM50 55L53 57H50ZM113 54L112 53H108V52H103V54H102V59L104 60V61H107V60H110L111 58H110V56H112ZM2 55H0V58H3V56L1 57ZM30 56H32L31 58L32 59H30L29 60V58H30ZM34 56H35V58H34ZM46 56V57H45ZM85 56H87V53H85L83 56H81V59H80V56H78L77 57V59L76 58H72V60L70 59V61H69V65L70 66H66V68H71V69H76V68H80L79 66H82L83 65V63H82V65H81V61L82 62H84L85 61V59H86V57ZM114 56H118V55H114ZM234 56V57H233ZM252 56V57H251ZM253 56H254V58H253ZM55 57V58H54ZM84 57V58H83ZM116 57H114V58H116ZM121 57V56H120ZM227 57V58H226ZM230 57V58H229ZM5 58H3V59H0V61L2 62V61H6V63H5V61L4 62H0V67L1 66H3V63H4V67H5V69H6V67L7 66H9V64L7 63V62H9V61H7V59H5ZM262 58V59H261ZM75 59V60H74ZM101 59V60H102ZM252 61H251V60ZM258 59V60H257ZM54 60H52L51 62H53ZM84 60V61H83ZM100 60V61H101ZM112 60V59H111ZM127 60H129V59H126L125 61H127ZM255 60H257V61H255ZM58 61V60H57ZM79 61V62H78ZM103 61V62H104ZM260 61H263L262 63L260 62ZM30 62H32V65H31V63ZM59 62V61H58ZM72 62V63H71ZM78 63V65L79 66H77V65H74V64H76V63ZM86 62H87V59H86ZM86 62H84V64L86 63ZM255 62H257V63H255ZM42 64H43V62H41ZM38 64L37 66L39 67V66H41L42 64ZM53 63H57L56 61H54ZM73 64V65H71V64ZM2 64V65H1ZM24 64V63H23ZM30 64V65H29ZM258 64V65H257ZM263 64V65H262ZM101 65H104V63L103 64H101L100 63V65L99 66H101ZM36 66V67H37ZM75 66H77L76 68H74ZM259 66V67H258ZM36 67H34V68H36ZM37 67V68H38ZM73 67V68H72ZM33 68V67H32ZM70 69V70H71ZM99 70L96 72H94L93 74H96V75H94V78L91 76V75H88L87 76V74L86 75H81V76H83V78L81 77V79H83L84 81L86 80V84L84 83L83 85H85V86H83V85H81V84H76L77 86H75L76 88L78 87V85H80V90H78V91H74V89H73V92H76L79 96L81 95V97H80V99L79 98H77L76 99V101L74 102V104L76 105L78 102H80V104L78 103V105H76V106H74V104H73V109H74V111L76 110V108L78 109L77 111H73V109H72V113H74V121H73V118H69L70 120H69V123H70V121H73L70 125H72L71 127H70V125H69V123H68V126H67V128L69 129V130H67L66 131V133L65 134H67L68 136H70L72 133H73V131L74 132H78L79 133V131H81V132H83V130L85 131V132H83V133H77L78 135H76V133H74L76 136H78L77 138H79V139H81V140H79L78 139V141L80 142V143H78V141H76V140H74L73 141V139L76 137L74 134H72L71 135V137L69 138V139H67V141L68 140H72L71 142L74 144V146H73V144H71V143H65V144H59V145H61V146H59L58 145V143L60 142V141H64L65 142V140L66 139H64V138H58V136H59V133H58V131L59 130H57V128H50L49 127V125L48 124H46V123H43V127H44V129L48 132V130L49 131H51V134H47L48 136H50L49 138H51V136H52V138H51V140H52V142H54L55 143V141L56 140H58V143H55V147H54V150H55V152L56 151H58V152H56V156L57 157H54L53 155H50V164H52L53 163V165H50V167L51 166H53V167H51L50 168V170L52 171H50L49 169V171L48 170H46L45 169V171H44V175L46 174H50L49 175V177L51 178L52 177V175L54 176V178H53V182H54V184H56V185H54V184H52V185H50L51 187H53V189H54V191H53V189L51 188V187H48V188H50L49 190H50V192H49V190H45V193H48V195H49V198H48V200H49V205H52L51 207L50 206H48L47 207V210L48 211H50V210H53V208H57L56 210H59L62 206H65V204H67L68 205V201H72V198H70V197H73V198H77L75 195H72V192L71 191H64V190H66L65 189V182L63 181L64 180V178L62 177V172H58V171H61V169H60V166L58 165L59 164V162H63L62 164H64V166H66V165H69V162H70V165L69 166H72V167H66V169L68 170L69 169V171H72L73 169H75V168H77L79 171V173L78 174H86V172L88 171L87 170V167H88V169L89 170H91V168H92V172L93 173H91V176H92V178H93V180H94V174L95 173H100V169H105V170H103L104 172H106L107 171V173L106 174H108V175H106L105 174V177H103L104 179H101V181H103V182H100L102 185L103 184H105V185H103V186H107V185H109V184H114V182H115V180H116V182H117V180H121L124 176H125V174H126V169H125V158H120V159H118L119 158V156L120 155H118V156H114V154H112V153H115V147H112V149L110 148L111 147V145H110V143H108V137L107 136H104V138L102 137V138H98V136H97V138H98V140H97V138H96V136H95V134L98 132L99 133V127H100V125H101V123H103L102 125L104 126V125H112V124H114V123H110L109 121H108V123L106 122L107 120H110V121H113V120H115V124L117 125V126H122V127H125V124H123V123H121L120 122V120L122 121V122H124L125 123V119L124 118H126V116L129 114L130 115V113H132L133 111H134V109L133 108H135L136 106V104L135 103H130L129 102V99H126L125 100V104H126V107H124V110H123V112H119L120 111V109H118V107H117V103L120 101L119 99H118V97H116L117 98V100H119L118 102H117V100H114L113 101V106H110L111 108H109L108 107V110L106 109L102 114H101V117H102V119H104L105 117H108V119H106L105 118V121L103 120V122H102V119H101V117L100 116H98V117H93L92 119H91V116L88 118V116L89 115H87L88 114V111H87V108H89L90 106V104L92 103L93 105H94V101H95V99H98V97L100 96L101 98L100 99H98V100H96L97 101V103H95V105H97V104H99L100 103V100L101 99H103V97H102V94H105V92H107V90H103V92H100L99 90H97L96 88L94 89L93 88V86L91 87V83L93 82V85L95 86V84H96V82L97 81H99V80H107V79H104V78H106V75H108V74H111L112 76H117V75H115V74H117V73H115L114 75H113V72H109V71H106V67H100V68H98ZM63 70V69H62ZM61 70V71H62ZM15 71V70H14ZM61 71H59V72H57V76H54V77H51V80H50V82H53L54 80H56V81H54V83L56 82V85L58 86V88L59 89H61L63 86H64V84H66V83H68L67 81H68V79H70V78H67V77H65L64 78V75H63V71H64V74L66 73V71L65 70H63L62 71V74H60L61 73ZM92 71H94V70H92ZM22 70L20 71V74L22 75ZM106 72L108 73V74H106ZM114 72H115V70H114ZM0 73H1V71H0ZM103 73H105V74H103ZM8 75V74H7ZM62 75V76H61ZM244 75H245V77H244ZM242 77H244V78H240L241 80H243V82L245 81V80H248L250 83H251V85L250 86H252V89H250V91H251V93H249L250 91L248 90L247 92H245V93H240V94H233V92L232 91H230V92H228V93H225L223 96L221 95V93L220 92H214V93H206V92H204L205 90H207V87H205V86H203V89H197L199 92L197 93V94H199V96L201 95H204L203 97H201V98H203L204 100H208L207 99V97L209 98V100L206 102V105L205 106H203L202 107V109H201V111L203 110V111H205L204 109H207L206 107L207 106H209V105H211V102L213 103L214 101L213 100H215V97H216V100H215V109H217V111H221L222 110V108H224V106H225V108L226 109H230V110H227V111H229V112H227L226 111V109H225V113L227 112V113H229L228 115H231L232 113V116H235L234 118H237L236 116L237 115H239L240 113H244V111H247V109L246 108H248V105L250 106L251 104H253L252 103V101L253 102H255L258 98L260 99V95L262 94L263 95V97H261L262 99H264V81H263V79H262V86L260 85V86H258V82H256L258 79H255V80H253L254 82H256V84H254V83H252L251 81V78L249 77L248 79H246L247 78V76H248V74L247 73H245ZM247 75V76H246ZM87 76V77H86ZM104 76V77H103ZM111 76V79H114V77H112ZM8 77H9V75H8ZM7 77V78H8ZM22 77V76H21ZM85 77V78H84ZM92 79H91V78ZM233 77V80L232 81H234L235 79H234V76H231V78ZM4 78H5V74H4ZM7 78H5V80L4 79H0L1 81L0 82H3L2 84H4V83H6L7 85H4V86H8L10 83H9V81L11 80H9V78L7 79ZM23 78V77H22ZM53 78H54V80H53ZM58 78V79H57ZM63 78V79H62ZM88 78H90V79H88ZM96 78H97V81H96ZM98 78H99V80H98ZM102 78V79H101ZM186 78H187V80H186ZM239 79V77H236V80L234 81L235 83L237 82L238 83V79ZM65 82V83H63L62 84V80ZM64 79H66V81L64 80ZM191 79V81H189V83H192L193 82V78H189V77H184V75H182V83L184 82L183 80H186V81H188V80H190ZM2 80H4V81H2ZM12 80H13V84H14V79H13V77H12ZM71 80V79H70ZM69 80V82L71 83L72 81H70ZM79 80V79H78ZM90 80H93L92 82L90 81ZM241 80H239V82L240 83H242V81ZM90 81V82H89ZM95 81V82H94ZM194 82H195V80H194ZM9 83V84H8ZM95 83V84H94ZM62 84V85H61ZM89 84H90V87H89ZM107 85H108V88L111 86V81H110V83L109 82H107L106 83ZM109 84H110V86H109ZM254 84V85H253ZM255 86H258V88L257 87H255ZM74 87V88H75ZM82 87V88H81ZM261 87V88H260ZM85 88H88V89H91V91H96V92H91V95H86L84 92H83V90H85ZM92 88H93V90H92ZM111 88V87H110ZM205 88V89H204ZM249 88H251V87H249ZM254 88H257V90H255ZM263 88V89H262ZM259 89V90H258ZM76 90V89H75ZM109 90V89H108ZM202 90V91H201ZM253 90V91H252ZM261 90V91H260ZM263 90V91H262ZM200 91H201V93H200ZM259 91V92H258ZM63 92V91H62ZM82 94H81V93ZM203 92L204 93H206V94H203ZM253 92V93H252ZM216 93V96L214 95ZM217 93L220 95V98H217L219 95H217ZM249 93V94H248ZM99 94H101V95H99ZM106 94H108V93H106ZM208 94V95H207ZM231 94H233V95H231ZM256 94H258V96L256 95ZM211 95V96H210ZM226 95V96H225ZM231 95V96H230ZM242 95V96H241ZM244 95V96H243ZM78 96V97H79ZM96 96V97H95ZM213 96V97H212ZM225 96V97H224ZM236 96V97H235ZM241 96V97H240ZM90 97H92L91 99H90ZM206 97V98H205ZM225 98V101H224V98ZM233 97H235V98H233ZM54 98H56L57 99V96L56 97H54ZM213 100H212V99ZM230 98V99H229ZM244 99V101L242 100V99ZM249 98V99H248ZM56 99H54V100H56ZM115 99V98H114ZM220 99V100H219ZM222 99H223V101H222ZM227 99V100H226ZM235 99V100H234ZM252 99V100H251ZM84 100V101H83ZM127 100H128V102H127ZM203 100V101H204ZM228 100H230V101H228ZM233 100V101H232ZM95 101V102H96ZM218 101H220V102H218ZM232 101V102H231ZM251 101V102H250ZM205 102V101H204ZM210 104H209V103ZM222 102V103H221ZM227 103L228 105H229V107H230V105H231V103H232V105L233 104H235V106L233 105V107L231 106L230 108H228L227 107V104H224V103ZM234 102V103H233ZM263 102V103H262ZM262 102H260V103H262L263 105H261V107L260 108H263L264 109V100H262ZM102 103V102H101ZM115 103V104H114ZM239 105H238V104ZM242 103H244V104H242ZM247 103H248V105H247ZM250 103V104H249ZM91 104V105H92ZM128 104V105H127ZM133 104V105H132ZM182 103H180V104H178V105H176V106H174V108H172V110H171V114L172 113H174L175 111H177V112H179L180 110L182 111V108H181V106H183V105H181ZM239 106V107H237V105ZM246 104V105H245ZM80 105V106H79ZM88 105V106H87ZM92 105V106H93ZM94 105V106H95ZM203 104H201V106H202ZM220 105V106H219ZM79 106V107H78ZM81 106L83 107V108H81ZM91 106V107H92ZM135 106V107H134ZM163 107L162 105H156L155 107H154V109L158 112V111H160L161 110V107ZM222 106V107H221ZM244 106H246V108L244 107ZM75 107V108H74ZM85 107H87V108H85ZM160 107V108H159ZM81 108V111H79V109ZM204 108V109H203ZM82 109H84V111L82 110ZM115 109V110H114ZM131 109H133V110H131ZM154 109H152V112H153V110ZM173 109H174V112H173ZM86 110V111H85ZM208 112L210 113V110L211 109H209V107H208ZM224 110V109H223ZM244 110V111H243ZM20 111L21 110H18V111H16V108H13V110L9 113V114H11V115H9L10 117H11V119H12V121H11V119H10V117H9V119H3L4 120V124L6 125L7 124V126H8V128L10 129V128H12V126H14V127H16L17 125H20L21 123L22 124H24V126H22V127H25V125H26V127H27V122L26 121H24L23 119H22V116H21V113H20ZM107 111H109V112H107ZM130 111H132V112H130ZM163 111L165 112V110L164 109H162L160 112H162L163 113ZM212 111V110H211ZM219 111V112H220ZM5 112V111H4ZM4 112H2V116H8V114L7 113H4ZM14 112H16V114L14 113ZM22 112V111H21ZM80 112V113H79ZM83 112H85V113H83ZM219 112H217V113H219ZM18 113H20V114H18ZM76 113V114H75ZM78 113V114H77ZM105 113V114H104ZM122 113V114H121ZM217 113H214L215 115H218ZM234 113H235V115H234ZM237 113V114H236ZM80 114H81V116H82V118H81V116H80ZM104 114V115H103ZM159 115H162L161 113H158ZM12 115H14V118H13V116ZM18 115V116H17ZM22 115L24 116V115H26V114H23V112H22ZM77 115V116H76ZM106 115V116H105ZM128 115V116H129ZM157 116V118L159 117V119H157L159 122L160 121H163V123H164V121L165 120H163V118H162V120H161V116ZM214 115V116H215ZM21 116V117H20ZM36 116H38L37 117V119H39V115H37L36 114ZM78 116H80L79 118L80 119H78ZM128 116H127V118H128ZM17 117H19L20 119H18ZM121 118H123V119H121ZM14 119L16 120V121H14ZM82 119V120H81ZM83 119H85L84 121H83ZM88 119V120H87ZM89 119H90V121H89ZM111 119H113V120H111ZM8 120V121H7ZM20 120V121H19ZM22 120V121H21ZM40 120V119H39ZM79 120H81L80 121V123L78 122ZM100 121L101 120V122L100 123H96V122H94V123H96L95 125H97L96 127H95V125H94V123H91L92 121ZM117 120H118V122H117ZM171 119H168V121H170ZM19 121V123H17ZM75 121L77 122V123H75ZM84 123H83V122ZM86 121V122H85ZM157 121V123H159ZM9 122V123H8ZM14 122V123H13ZM21 122V123H20ZM24 122V123H23ZM88 122H90L91 124H88ZM106 122V123H105ZM140 123V125L141 124H143V122H141V119H140V121H139ZM166 123H164L165 125H169L168 124V122L167 121H165ZM11 123H12V126H11ZM16 123V124H15ZM27 123V124H26ZM81 123H83V125L85 126H81L82 124ZM85 123H87L86 125H85ZM105 123V124H104ZM121 123V124H120ZM9 124V125H8ZM14 124V125H13ZM81 124V125H80ZM160 125H162L161 124V122L159 123ZM163 124V125H164ZM16 125V126H15ZM28 125H30V124H28ZM41 125H42V122H41ZM45 125V126H44ZM46 125L48 126V128L46 127ZM74 125H75V127H74ZM80 125V126H79ZM91 125V126H90ZM92 125H94V126H92ZM98 125H99V127H98ZM164 125V126H165ZM188 125V124H187ZM187 125H185L186 127H187ZM10 126V127H9ZM32 126H35V125H31V127ZM37 126V125H36ZM25 127V128H26ZM29 127V126H28ZM27 127V128H28ZM47 129H46V128ZM70 127V128H69ZM78 127H81V128H83V129H80V128H78ZM88 127V128H87ZM92 127H94V128H92ZM106 127H108V126H106ZM190 126H188V128H189ZM71 128H72V130H71ZM75 128H77L78 129V131H77V129H76V131H75ZM13 129V128H12ZM29 129V128H28ZM87 129H89L88 131H87ZM94 129V131H92ZM97 129V130H96ZM182 125H181V127L179 128V129H177V133H178V130L180 131L179 132V138L177 139V140H175V141H173L172 142V144L170 145V146H172L171 148H170V146L168 147V151L169 150H171V149H173V150H171V151H173V152H171L170 151V153L172 154H170V156H168V157H170V158H168L169 160H168V164H167V169H166V174L168 175V179H165V178H163V177H158L157 179H155V180H153V179H148V182L147 181H145V183L144 184H142V188H141V183L139 182V181H137L136 183L137 184H139V186H140V190H138V191H133V195H132V198H130V197H128V200L126 201L127 202V204H126V202L124 201V200H122V202H120V203H117V204H115L114 203V201L117 199V198H119V197H122V192L121 191H119L116 195H115V197H114V199H113V197H112V194H111V196H110V194H108L107 193V195L109 196V198H111L112 197V201H110V202H112V203H110V205H112L111 207H112V212H114L115 213V215H119V216H117V217H119V221H114V224H116V226L117 227H119L120 225H123V224H126V223H128V222H132L133 220H135V223H136V226L138 225H145L148 229H151L152 231H154L155 233L154 234H156L158 231L160 232V234L162 233L163 235H165V233H167V232H172V234L173 233H175V234H178V239H179V241H175V240H173V237H169V235H168V238H167V240L168 239H170L172 242H174V243H172L171 241L169 242V240H168V244L167 243H164V242H162V241H157V242H152V240L151 239H149L150 240V242L149 241H147V243L148 244H150L157 252H159V254L162 256V257H164L168 262H170V264L171 263H173V264H177L178 262H179V264H185V262H188L187 260H189V259H187V260H183L184 258H189L190 256H194V257H192V259L190 258V263H188V264H191V263H193V260H194V258H196V259H199L200 258V263L201 262H203V263H206L205 261L207 260V264H209V262H211V264H225V263H229V264H240V263H243V264H255L254 262H252V261H250V260H248L247 258L245 259V258H242V257H231L230 259H229V257H223V256H214V254L212 253V251H211V249H210V251L208 250L209 248H212V249H214V251L217 249V250H221V247L222 246H224V247H222V251H224L225 249H223V248H226V244L225 243H227V248H226V250H229V251H232V252H235V251H233V247H236V245H237V240H238V235H236L237 234V232L236 231H239L240 233H244L245 234V231L248 229V233H249V231H250V233L248 234L247 233V235H248V237H244V239L246 238L247 240H252L251 242L252 243H255V244H257L256 246V250H258V249H260L261 248V250H264V222H262V221H264V217H263V219H261V220H256L257 218L255 217V215H257V214H255V211L256 210H258V209H261L262 210V208H264L263 206H264V203H263V200H262V198H259L257 201H256V196L258 195L257 194V187H262V186H264L263 184L261 185V183L262 182H255V186H256V188H255V186L252 188V192L250 191V192H248V194L246 193V191H245V188H242V184H240V185H236V188H234L233 190L231 189H229V191L227 190V188L225 187L224 188V185H223V188H222V186L221 185H219V184H214L213 186H212V188L213 189H208L209 187H210V185L208 186L207 184L208 183H206L207 181L206 180H204L205 178H206V176H204V174L206 175V173L205 172H201V171H199L198 170V168H190V169H188L187 167L189 166V163H190V157H191V155H190V153H188L189 155H185V158H187L188 157V159H184L183 157V155H184V153L182 152ZM32 130V129H31ZM31 130H29V131H31ZM56 130V131H55ZM33 131V130H32ZM31 131V132H32ZM86 131L88 132V133H86ZM170 131H172V130H170ZM46 132V133H47ZM56 133V135H58L57 137L55 136V133ZM72 132V133H71ZM176 133V131H172V133ZM199 130H196V129H194L191 133H192V136H191V134L190 133H188L187 134V136H189V138H187V136H185L187 139H192V138H195V136L194 135H196V137H198L199 136ZM25 133H28V132H25ZM68 133H71V134H68ZM92 133H93V135L95 136V139L94 138H92L93 136H92ZM84 135V137L88 134V135H90V136H86V140L83 138V136L81 137V135ZM181 134V135H180ZM80 135V136H79ZM198 135V136H197ZM224 134H222L221 133V137H225L226 138V140L228 139L229 140V138H227L226 137V135L225 136H223ZM41 136H42V134H41ZM73 136V137H72ZM192 138H191V137ZM43 137V140L47 143V141H46V138L44 137V136H42ZM88 137V138H87ZM105 137H107V139L105 138ZM77 138H75V139H77ZM224 138V139H225ZM54 139H56V140H54ZM90 139V140H89ZM94 139V140H93ZM100 139H101V143H100ZM251 139V138H250ZM83 140H85V142L83 141ZM88 140V141H87ZM103 140V141H102ZM106 140V141H105ZM108 140V141H107ZM84 142L83 143V145L84 146H86L85 147V149L87 150V148H88V150L87 151H89L87 154H82V153H78V150H79V148L80 147H83V145L81 144L82 142ZM91 141V142H90ZM96 142V141H98V142H96V144L97 145H94L95 143L94 142ZM189 142L190 141H192V140H188ZM64 142H62V143H64ZM88 142V143H87ZM94 144H93V143ZM102 142L104 143V144H102ZM105 142H107V143H105ZM175 142H177V143H175ZM219 142H220V140H219ZM219 142L218 143H216V145H217V147L219 148V151L220 150H222V148H225V147H227V146H223L222 147V145H220L219 144ZM230 142H231V139H230ZM238 142H240V141H236L235 142V145L237 146V147H239V144H238ZM76 143H78V144H76ZM92 143V144H91ZM226 145H227V142L225 141L224 142ZM237 143V144H236ZM70 144H71V146L72 147H70ZM79 144H81V145H79ZM85 144H87V145H85ZM91 144V145H90ZM110 146H108V145ZM176 144H178L177 146H176ZM228 144H229V142H228ZM233 144V143H232ZM246 144H248L246 147H248V146H250L251 145V143L249 144V143H246ZM67 145H69V146H67ZM78 145V146H77ZM105 145H107V146H105ZM174 145V146H173ZM234 145V144H233ZM241 145H243L242 143H241ZM245 145V144H244ZM62 146H63V148L64 147H66L67 149H68V152L66 153V151H67V149H62ZM80 146V147H79ZM98 146H99V148H98ZM105 148H104V147ZM127 146H128V144H127ZM199 147H201V145L199 144L198 145ZM57 147V148H56ZM78 147V148H77ZM90 147H92V148H90ZM94 147V148H93ZM97 147V148H96ZM175 147L177 148V149H175ZM188 147L190 148H192V144L190 143V146L188 145ZM242 147H244V146H242ZM59 148V149H58ZM84 148V147H83ZM103 148L104 149V151H106V153L104 152V151H102L101 149ZM107 148V150H105ZM109 148V149H108ZM113 148H114V150H113ZM188 148V149H189ZM221 148V149H220ZM251 148V147H250ZM62 149V150H61ZM96 149V150H95ZM98 149H100V150H98ZM196 149V148H195ZM197 149L199 150V148L197 147ZM196 149V150H197ZM246 149H249V148H246ZM74 150V151H73ZM93 152H92V151ZM99 152H98V151ZM191 150V149H190ZM194 150V149H193ZM196 150H194V152L196 151ZM198 150H197V152H198ZM61 151L63 152V154L65 153L66 155L68 154V156H66V155H63L62 153H61ZM69 151H73L74 153L73 154H75V157H70L71 155H69L70 153H69ZM77 153H76V152ZM96 151V152H95ZM114 151V152H113ZM60 152V153H59ZM96 154H95V153ZM103 152H104V154H103ZM196 152V153H197ZM90 153H91V155H90ZM108 153V154H107ZM17 154H19L20 156H17L16 154H14V155H16L19 159H17V157L16 156H14L13 155V157H12V155H10L11 156V159H9L10 158V156H9V158L8 159H6V161L8 162V164L6 163V165H5V167L3 168V170L2 169H0V171H2L1 173H0V205L2 204V206H3V203H6V208H10L11 207V209L9 210V212H11L12 214H14L15 213V208H13L12 207V205H15V204H13V201H15L14 199H17L18 197H20L21 196V189H23L22 187H20V186H18L17 185V181H18V178H17V176L20 174L19 172H23L24 173V171H25V174H26V172H29V170L30 169H28V165L26 164V163H29L28 162V160L30 159H28V157H26V158H24V156L23 155H21V154H23V153H21V152H19V153H17ZM52 154V153H51ZM72 154V153H71ZM93 154H94V157H93ZM101 156H100V155ZM107 154V155H106ZM183 154V155H182ZM79 155H80V157H79ZM84 155V156H83ZM104 157H103V156ZM113 155V156H112ZM152 156H149L150 157V159H148L147 158V160H148V163H147V160L146 159H141V160H138L139 161V163L137 164V168L139 169V171H141L143 168H145L146 167V165L147 164H152V163H154V164H158V165H160V164H162V162H163V157L162 156H164L163 154H160V155H158V152L156 151V154H154V153H152L151 154ZM241 155V154H240ZM59 156V157H58ZM62 156V161L60 160V157ZM63 156H65V157H67V158H65V160H64V157ZM83 156V157H82ZM85 156H86V159H88V158H91V159H88V160H90V161H88V160H83V158L85 159ZM98 156V157H97ZM100 156V157H99ZM159 156V157H158ZM52 157V158H51ZM88 157V158H87ZM96 157V158H95ZM102 157V158H101ZM109 157V158H108ZM111 157V158H110ZM114 157V158H113ZM118 157V158H117ZM121 157V156H120ZM217 158H219V157H221V155H217L216 156ZM20 158L22 159V160H20ZM69 158V159H68ZM75 158H77L78 159V161H77V159H75ZM95 158V159H94ZM106 158H108V159H106ZM14 159H16V160H14ZM26 161H25V160ZM67 159L69 160V161H67ZM71 159V160H70ZM73 159H75V160H73ZM81 159V160H80ZM99 159V160H98ZM102 159H103V161H102ZM112 159H113V161L114 162H116L115 164H113L114 165V167H115V169L116 170H118V175L116 174H111L112 172H111V170H109V172H108V170H106V167H108V166H110L112 163H114L113 161H112ZM119 161H118V160ZM124 160V162H123V160ZM176 160V162H175V160ZM184 161H183V160ZM58 160H59V162H58ZM93 160H95V161H101L100 163L99 162H96V163H94L95 161H93ZM107 160H109V161H107ZM177 160H178V162H177ZM189 161V162H187V161ZM10 161V162H9ZM51 161H53V162H51ZM68 163H67V162ZM74 161V162H73ZM84 161V162H83ZM122 161V162H121ZM152 161V162H151ZM186 161V162H185ZM64 162H66V163H64ZM74 163V165H73V163ZM76 162V163H75ZM79 162H82L81 163V166H80V164H79ZM89 162H91V163H89ZM106 162V163H105ZM112 162V163H111ZM198 162H201V160H198ZM198 162H196V163H198ZM23 163H25V165L23 164ZM71 163H72V165H71ZM83 163H85L86 164V166H85V164H83ZM108 163H110V164H108ZM121 163H123L124 164V166L123 165H121ZM182 163H183V165H182ZM184 163L186 164L187 163V167H186V169L184 168L185 166H184ZM77 164V165H76ZM90 164H92L91 166H90ZM101 164V165H100ZM105 164H107V165H105ZM18 165H20V166H18ZM79 165V166H78ZM99 165H100V167H99ZM103 165L105 166V167H103ZM118 165V166H117ZM77 166V167H76ZM93 166H95L94 168L95 169H93ZM102 166V167H101ZM120 166V167H119ZM148 166V165H147ZM183 166V167H182ZM197 166V165H196ZM56 167V168H55ZM81 167V168H80ZM123 167H124V169H123ZM238 167H239V165H238ZM6 168V169H5ZM54 168V169H53ZM59 168V169H58ZM100 168V169H99ZM169 168V169H168ZM184 168V169H183ZM215 168H220V166H216ZM5 169V170H4ZM23 169V170H22ZM40 169H42V168H40ZM65 169V170H66ZM80 169L82 170V169H84V171H82V172H80ZM108 169V168H107ZM137 169V170H138ZM141 169V170H140ZM181 169V170H180ZM183 169V170H182ZM189 171H188V170ZM197 171H195V170ZM56 170V171H55ZM66 170V171H67ZM93 170H95V171H93ZM98 170V171H97ZM168 170V171H167ZM186 170V171H185ZM195 172H194V171ZM235 170V171H234ZM249 170V171H248ZM248 170H243L242 171V173H240L237 169H233V171H234V175H232V177H231V180H235L236 182H238V181H240V179H241V181L243 180L244 181V179H246L247 180V178L249 177V175L251 174V172L250 171H254V169L252 170L251 168L249 169L248 168ZM256 170V169H255ZM4 171H5V173H4ZM12 171V172H11ZM48 171V172H47ZM55 171V172H54ZM91 171H89V172H91ZM103 171H101V173L103 172ZM184 171H185V176L182 178L183 180V182H181V185H182V187L183 186H186L185 184H186V181H190L192 184L184 191V192H182V194L180 195L181 196V198H183L184 200H182V205L180 206V205H177L178 203H177V197H175V195L173 196L171 193H173L174 192V186H175V183H176V180L180 177V174L182 173V174H184ZM188 171V172H187ZM193 171V172H192ZM236 171H238L237 173H236ZM10 172V173H9ZM17 172V173H16ZM46 172V173H45ZM50 172V173H49ZM57 172V174H55ZM89 172H87V174L88 175H90V173ZM103 172V173H104ZM111 172V173H110ZM187 172V173H186ZM201 172V173H200ZM245 172H246V176H245ZM249 172H250V174H249ZM16 173V174H15ZM100 173V174H101ZM102 173V174H103ZM194 173V174H193ZM203 173V174H202ZM236 173V174H235ZM10 174V175H9ZM22 174V173H21ZM20 174V175H21ZM61 174V175H60ZM93 174V175H92ZM244 174V175H243ZM248 174V175H247ZM57 175H58V177H57ZM104 175V174H103ZM179 175V176H178ZM199 175V176H198ZM200 175H202L204 178H202ZM241 175H243L242 177L244 178H242L241 177ZM13 176V177H12ZM14 176H15V179H14ZM42 176V175H41ZM40 176V177H41ZM117 176V177H116ZM123 176V177H122ZM237 178H236V177ZM43 177L44 176H42L41 177V180L43 179ZM56 177V178H55ZM107 177V178H106ZM4 178V179H3ZM17 178V179H16ZM36 178H37V176H36ZM45 178V177H44ZM59 178H60V181H59ZM186 178H187V180H186ZM202 178V179H201ZM165 179V180H164ZM200 179V180H199ZM7 180H9V181H7ZM62 180V181H61ZM109 180V181H108ZM120 180H119V183H118V185L120 184ZM153 180V181H152ZM194 180V181H193ZM198 180V181H197ZM204 182H203V181ZM5 181V182H4ZM14 181V182H13ZM16 181V182H15ZM55 181L57 182V183H55ZM188 181V182H189ZM12 182V183H11ZM62 184H61V183ZM108 182V183H107ZM111 182V183H110ZM197 184H196V183ZM201 182V183H200ZM11 183V184H10ZM44 183V182H43ZM183 183H185V184H183ZM204 183V184H203ZM231 183V182H230ZM61 184V185H60ZM232 184V183H231ZM259 184V185H258ZM2 185V186H1ZM5 185V186H4ZM16 185H17V187H16ZM115 185H117L116 183H115ZM195 185V186H194ZM200 185H202V187L204 188V190H202V193L201 194H203V193H208V195L206 194L205 196H201V194L199 193L200 191H199V186ZM57 186V187H56ZM95 186V185H94ZM120 186V185H119ZM196 186H197V188H196ZM217 186V187H216ZM220 186H221V188H220ZM232 186H234L233 184H232ZM109 187H111V185H109ZM238 187V188H237ZM239 187H241V188H239ZM264 188V187H263ZM150 189V190H149ZM195 189V190H194ZM148 190V191H147ZM154 190V191H153ZM156 190V191H155ZM205 190H207L206 192H205ZM209 190H211V191H209ZM215 190H216V192H215ZM226 190V192H224ZM240 192H239V191ZM53 191V192H52ZM95 191L97 192V190L95 189ZM94 191V192H95ZM188 191V192H187ZM193 191V192H192ZM199 191V192H198ZM255 193H254V192ZM66 192V193H65ZM152 192V193H151ZM188 193L189 195L188 196H193V200H192V196L189 198L188 196H186L187 194L186 193ZM189 192H192V193H189ZM218 192V193H217ZM230 192V193H229ZM231 192H233V193H231ZM236 192H238V194L236 193ZM242 192V193H241ZM57 193V194H56ZM184 193H185V195H184ZM226 193L228 194V195H226ZM236 193V194H235ZM251 193V194H250ZM19 194V195H18ZM213 194V195H212ZM219 194V195H218ZM243 194V195H242ZM50 195H52V196H50ZM151 195V196H150ZM172 197H171V196ZM224 195V196H223ZM252 195V196H251ZM41 196H44L45 197V195H41ZM209 196V197H208ZM245 196V197H244ZM185 197H187V201L186 202H184L185 200H186V198ZM209 199V198H211V197H213V199H214V201H215V203H216V206H215V208L217 207L218 208V210H221L219 213H218V215H217V217L216 216H214V219L212 218V214H211V212L209 213V209L207 208L206 209V207H205V205L202 203V201L204 202V200L206 201V199ZM250 197V198H249ZM188 198H189V200H188ZM203 200H202V199ZM225 198V199H224ZM231 198V199H230ZM246 198V199H245ZM131 199V203L129 202V200ZM176 199V200H175ZM190 199H191V201H193L192 203H188V201L189 202H191L190 201ZM220 199V200H219ZM255 199V205L258 207V209L256 208V206L254 205H252V202L251 201H253ZM55 200V201H54ZM57 200V201H56ZM172 200V201H171ZM237 200H239V201H237ZM262 200V201H261ZM65 203H64V202ZM245 201H246V203H245ZM50 202H52V203H50ZM57 202V203H56ZM116 202V201H115ZM184 202V203H183ZM233 202V203H232ZM130 205H129V204ZM174 203V204H173ZM186 203H187V206H186ZM195 203V204H194ZM239 203H240V206H238L239 205ZM248 203H250V205L248 204ZM7 204H8V206H7ZM189 204V205H188ZM259 204V205H258ZM62 205V206H61ZM128 205V206H127ZM232 205V206H231ZM262 207H261V206ZM0 206V214H1V211H3L4 209H5V207L3 206ZM59 206V207H58ZM179 206V207H178ZM190 206V207H189ZM203 206V207H202ZM235 206V207H234ZM2 207V208H1ZM110 207V208H111ZM128 207V208H127ZM253 207V208H252ZM51 208V209H50ZM115 208V209H114ZM216 208V209H217ZM233 208V209H232ZM63 209V208H62ZM68 209V208H67ZM186 211H185V210ZM242 209V210H241ZM253 209V210H252ZM8 210V209H7ZM236 210V211H235ZM69 212H70V210H68ZM131 213H130V212ZM240 211V212H239ZM254 211V212H253ZM109 212H110V210H109ZM120 212V213H119ZM206 212V213H205ZM226 212V213H225ZM247 212V213H246ZM119 213V214H118ZM132 213H133V215H132ZM72 214H73V212H72ZM229 214V215H228ZM253 214H254V216H253ZM135 215V216H134ZM142 215V216H141ZM153 215H154V218H153ZM209 215V216H208ZM233 215V216H232ZM264 215V214H263ZM75 215H73V217H74ZM178 216V217H177ZM236 216V217H235ZM244 216V217H243ZM13 217V216H12ZM15 217V216H14ZM181 217V218H180ZM241 217V218H240ZM247 217V218H246ZM16 218V217H15ZM69 218L70 217H68L66 220L67 221H70L71 219V221H74L73 220V218H71L70 220H69ZM108 218V219H107ZM203 218V219H202ZM233 218V219H232ZM245 218V219H244ZM254 218H255V220H254ZM227 219L229 220V221H227ZM108 220V221H107ZM179 223H177L176 221ZM213 220V221H212ZM215 220V221H214ZM237 220V221H236ZM250 220V221H249ZM13 221H14V219L13 220H11V221H9V222H2V224L0 225V264H26L27 262H26V258H23V256L21 257L20 256V254L18 253L17 255H14V254H12L13 252H15V251H17L16 250V248L18 247L19 248V242H20V233H19V231H18V229H16L15 227H12L13 225H12V223H13ZM174 221V222H173ZM182 221V222H181ZM210 221V222H209ZM213 223H212V222ZM224 221V222H223ZM226 221V222H225ZM255 221V222H254ZM106 222V223H105ZM112 219H111V217H109V215L106 217V220H104V225H105V228H111V225H112ZM208 222H209V224H208ZM239 222V223H238ZM216 223V224H215ZM225 224V223H227L226 224V226L225 225H222V224ZM229 223V224H228ZM233 225H232V224ZM249 223H250V225H249ZM258 223V224H257ZM219 224V225H218ZM221 224V225H220ZM247 224H248V226H247ZM212 225H214V226H212ZM220 226L219 228L221 229L222 227V229L220 230H218V226ZM228 225V226H227ZM232 225V227H231V229L233 230H231L230 229V226ZM4 226V227H3ZM107 226V227H106ZM212 226V227H211ZM3 227V228H2ZM145 227V228H146ZM207 227V228H206ZM211 227V228H210ZM214 227H216V228H214ZM229 227V230L227 229ZM244 227H245V230H244ZM247 227V228H246ZM6 228V229H5ZM108 228V230H110ZM235 230H234V229ZM240 228V229H239ZM241 228H242V230H241ZM7 229H9V230H7ZM172 229V230H171ZM227 229V230H226ZM6 230V231H5ZM105 230H107V229H105ZM107 230V231H108ZM175 232H174V231ZM213 232H212V231ZM216 230V231H215ZM218 230V231H217ZM67 231V230H66ZM107 231H104V232H102V233H100L101 231L100 230H95V232H97V234L99 235V237L101 238L99 241H97L96 239H94V241L95 242H92L91 243V241H90V243L91 244H94L95 245V243L97 242L98 243V245H97V243H96V247H94L92 250H94L95 249V253L96 254H91L90 252H89V248L87 247V243H86V240H85V238H84V236L82 237V241H83V246H84V249H81V251H82V253L83 254H80L81 256L80 257H78V258H80V259H83V261H84V263L85 264H102V263H104V264H129L128 262H126L125 260H124V258H123V256L118 252V250H117V253L115 252L116 251V249H117V245L114 243V245H116V246H114L115 248H113V246H110V245H112L113 243V241H115V240H113L112 241V237L110 236L111 234H110V231L109 232H107ZM163 231H165V233L163 232ZM214 231L215 232H217V235H220V236H217L216 235V233H214ZM231 233L230 234V237H228V235L227 236H225V238H223V236H224V234L226 233ZM229 231H231V232H229ZM244 231V232H243ZM253 232V233H252ZM66 235V236H64V234ZM102 234V235H100V234ZM105 233V234H104ZM107 233V234H106ZM62 234H63V237H64V239H63V237H62V240H64L63 242H62V244H60V249H59V253L62 255V254H64V255H67V256H65L63 259L64 260H66L67 258V262H69V264H77L78 262H76V259H74L75 257L72 255L73 253V251L71 250L72 249V247L70 246V236H69V232H63L62 231ZM96 234V235H97ZM233 234V235H232ZM252 234V235H251ZM98 235H97V237H98ZM184 235V236H183ZM30 236H33V239L35 238V236H36V232L35 231H31V234H30ZM103 236H107L108 238H109V240L107 239H105V237H104V239L108 242H110V245L108 244V243H106V241L102 238ZM110 236V237H109ZM254 236V237H253ZM106 237V238H107ZM183 237H184V240L186 241H184L183 240ZM220 237V238H219ZM223 239H225V240H227L226 242H225V240H223ZM228 237V238H227ZM232 237V238H231ZM235 237V238H234ZM253 237V238H252ZM69 238V239H68ZM172 238V239H171ZM219 238V239H218ZM230 238V239H229ZM234 238V239H233ZM68 239V240H67ZM111 239V240H110ZM187 239V240H186ZM220 239H222V240H220ZM236 239V240H235ZM245 239V240H246ZM93 240V239H92ZM104 240V241H103ZM206 240V241H205ZM210 240V241H209ZM230 240V241H229ZM231 240H233V241H231ZM101 241V242H100ZM112 241V242H111ZM187 241H189V242H187ZM217 241H220V243H218ZM222 241V242H221ZM224 241V242H223ZM228 241L230 242L229 244L230 245H228ZM103 242V243H102ZM182 242H184V243H182ZM208 242V243H207ZM209 242H213V243H209ZM155 243H157V244H155ZM187 244V245H182V246H184V248L180 245V244ZM109 245L110 246V248H108L109 246H107V245ZM140 244V243H139ZM159 244V245H158ZM207 244H209V245H207ZM217 244V245H216ZM218 244H220V245H222L221 247H220V245L218 246ZM254 244V245H255ZM260 244V245H259ZM138 245V244H137ZM165 245H166V247H165ZM168 245V246H167ZM178 246V248H181L180 250H181V253H180V260H179V256L178 257H175V256H173L172 254L173 253H170L169 254V249H172V247H174V246ZM179 245H180V247H179ZM212 245V246H211ZM120 246V247H119ZM175 246V247H176ZM186 246H188V247H186ZM210 246V247H209ZM260 246V247H259ZM122 246L119 244L118 245V248H121ZM162 247V248H161ZM169 248V249H167L168 250V254L167 253H165V250L164 251H162L164 248ZM171 247V248H170ZM174 247V248H175ZM253 247H255V246H253ZM259 247V248H258ZM17 248V249H18ZM48 247L47 246H45L44 247V249H45V254H44V258H46V260H45V262L44 261H42V264H64L63 262H62V258H59V257H55V258H52L51 257V261H50V258H49V255H50V252H49V250L47 249ZM83 248V247H82ZM115 249V251L113 250V249ZM161 248V249H160ZM177 248V247H176ZM190 248V249H189ZM191 248H193V249H191ZM198 248H200V249H198ZM203 248H205V250L207 249L208 251H206V252H208L207 254L206 253H204V251L202 250ZM44 249H43V251H44ZM159 249H160V251H159ZM197 249H198V251H197ZM252 249H254V248H252ZM112 250V251H111ZM199 250H201V251H199ZM216 250V251H217ZM23 251V250H22ZM20 252V253H22L23 254V252ZM91 251V250H90ZM114 252V253H113ZM200 252H201V254H200ZM225 252V251H224ZM227 252V251H226ZM199 253V254H198ZM204 253V254H203ZM209 253H211V254H213V255H209ZM193 254V255H192ZM52 255V254H51ZM71 255V256H70ZM168 255V256H167ZM172 255V256H171ZM156 256V255H155ZM154 256V257H155ZM166 256V257H165ZM182 256H184V257H182ZM29 257V256H28ZM172 257H174L173 259H171ZM204 257H205V259L206 260H204ZM207 257H210L211 258V260H209ZM183 258V259H182ZM221 258V259H220ZM225 258H228L227 260L225 259ZM237 258V259H236ZM34 259H35V257H34ZM176 259V260H175ZM178 259V260H177ZM120 260V261H119ZM143 261H144V259H142ZM209 260V261H208ZM213 260V261H212ZM237 260V261H236ZM248 260V261H247ZM53 261V262H52ZM178 261V262H177ZM185 261V262H184ZM192 261V262H191ZM196 261H198V260H196ZM195 261V262H196ZM243 261V262H242ZM263 261H264V258H263ZM175 262H177V263H175ZM225 262V263H224ZM145 264H148V263H146V261L144 262ZM142 261H141V264H144ZM199 263V262H198ZM28 264V263H27ZM159 264H161V261L159 262Z\"/></svg>",
    "mask_w": 264,
    "mask_h": 264
}]
</instances>
